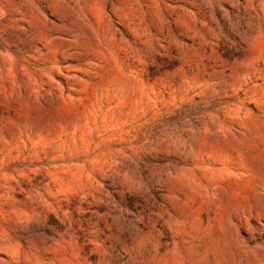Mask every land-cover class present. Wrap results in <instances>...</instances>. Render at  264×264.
Listing matches in <instances>:
<instances>
[{
    "label": "rangeland",
    "instance_id": "374dc122",
    "mask_svg": "<svg viewBox=\"0 0 264 264\" xmlns=\"http://www.w3.org/2000/svg\"><path fill=\"white\" fill-rule=\"evenodd\" d=\"M0 264H264V0H0Z\"/></svg>",
    "mask_w": 264,
    "mask_h": 264
}]
</instances>
